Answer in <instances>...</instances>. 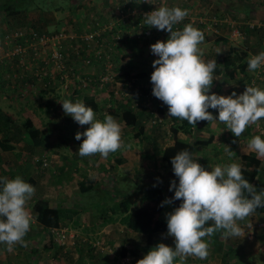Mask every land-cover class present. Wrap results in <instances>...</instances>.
Segmentation results:
<instances>
[{
  "label": "rangeland",
  "instance_id": "374dc122",
  "mask_svg": "<svg viewBox=\"0 0 264 264\" xmlns=\"http://www.w3.org/2000/svg\"><path fill=\"white\" fill-rule=\"evenodd\" d=\"M8 1L10 0H0V32L1 30L12 28L26 30L28 27L37 31L39 34H44L49 38V41L36 52L38 54L37 57L42 60L46 59L45 54L48 51L57 48L51 47L55 43V40L51 38L58 35L60 32L65 35L62 42L71 47H68V50L63 48L68 56L67 58H70L69 51L71 49H73L72 51L78 49L75 46V44H77L75 38H71V36L75 37L77 36L76 34L84 33L85 30L88 31L96 20L101 26L104 25V23H108L109 26L112 25L114 31L118 19H120V14H116L118 0H17L18 3H21L20 7H18L20 11L17 15L9 19L3 15V5L8 4ZM128 1L131 8L134 10L129 12L128 15V17H130L129 28L123 31H126L129 37L133 36L132 27L130 25L132 20L134 19L133 21L137 24L141 21L139 18L135 17L136 10L140 7H144L145 10V7L150 4L157 7L164 5L169 7L177 6L188 10V16L185 17L177 27L182 29L184 24L191 23L194 27L201 30L205 37L204 41L199 45L201 53H217L219 50L220 52L217 53V60L221 68L223 64L221 59L227 54L230 55V57L239 58L241 56L248 57L250 54L254 55L262 51L258 43H263L264 41V30L253 28L255 31H251L248 27H251V25L257 27L258 23L264 25V6L261 5V1L263 0H240L241 3L239 1L233 2L232 0H148V2L147 0H141L140 3H138L139 0ZM70 3H79V10L76 14L70 11ZM230 4V9L225 11L224 9H227ZM83 6L86 10H84ZM232 8L236 9L237 12L233 11ZM213 18L218 21L217 24H214ZM224 19L230 21L229 25H232L230 29L236 28L238 25L241 29V35L233 36L232 34L234 31L230 32ZM143 25L144 22L142 26ZM144 26L150 29L152 39H144V41L139 40L131 44H129V42L122 43L121 41L125 37V32L121 31L119 28L117 29V33L113 35L108 33V36H104L106 44L103 46L102 51L107 58L104 57L102 60L94 59L92 60L93 63H86L82 57L73 54L74 58L79 59L77 62H79L82 67H88L86 70L90 71V73H99L106 67L107 71L106 74H104L106 75V82L100 84V87L91 86L89 90L86 91L96 96L99 103V111L96 112L98 119H103V114L108 113L121 122L122 139L128 142V146H132V142L135 141L132 134L138 129L127 127L124 124L120 117L122 111L129 108L133 111H144L147 114L152 112L147 118L154 119L156 121L155 124L151 123L152 120L147 121L146 115L144 116L145 119L144 117L138 119L139 122L143 124V128L148 135V139L145 141L139 143L135 141L136 144H139L138 151L140 154L138 156L133 155L132 158L134 159L131 158L127 163L119 164L120 167H116L114 163L112 164L111 159L113 156L117 155V152L114 154L110 153L107 158H104L103 163L105 162V164H102V168L96 169V163L98 162L97 158L94 160L92 156H79L77 150L80 144L77 145L79 141L74 138L75 133L84 132L88 125H79L76 122L74 125L71 117L69 118L71 122L70 130H74V132L70 135V139H74L75 143L64 145L62 142H57L56 144L53 142L47 149L42 150L40 149L41 147H37L33 150L24 144L25 142L19 140L20 135L17 132L12 134L11 141L15 148L12 151H5L7 153H4L0 162V176L13 178L15 176L14 168L19 169L22 165L27 166V171L22 170L24 173L21 174L24 175L23 179H25L26 182L35 184V180H37L38 184L42 183L44 185V181L47 183L50 181L51 185H54V190L51 192V196L48 197L51 207H56L52 205L58 202V206L61 205L67 209H76L78 212L80 211V214L74 218L70 216L71 219L64 218L61 224L50 227L48 230L50 232L52 229L66 228V231L75 238L76 244L74 246H68L66 251H63L57 242L48 235V231L44 229L43 225L36 220L35 223L30 226V230L24 237L26 242L25 246L18 244L14 247L12 252H8L5 246L0 244V264H120L121 261L124 264H136V261L142 258L143 253L140 250L137 258L129 254L122 257L119 251L123 245L138 249L139 247H137V245L144 243L145 235L128 230L119 222V216L117 214H110L107 212L109 206L118 201V196H115L116 194L114 192L116 188L121 192L128 193L132 200L135 192L145 186L159 185L163 188H169L170 180H176L172 170L165 169L164 162H162L160 159L161 157H159L163 147L173 141L170 131L171 124L168 122L170 118L166 113H158V101L160 100L148 93V90L151 88L150 73L153 71L151 62L157 58L150 52L149 46L157 40H166L167 38L165 39L162 33L164 34L167 32L157 30L154 26ZM137 30L139 31V28H137ZM26 31H28V29ZM167 34L169 35V33ZM9 47H11L10 43L0 39V57L1 54H3L2 51L4 49L5 52L8 51ZM87 49L89 50L88 52L92 50L91 46ZM31 51V49L30 51L26 50L25 54L6 58V60H8L7 63L19 64L21 66L27 65V67H25L26 72H32L34 74L38 72L37 69H39L40 64H30L28 56H30L29 53ZM64 58H66V56ZM233 58L231 59L234 65L230 66V69H233L237 62V60ZM49 65L47 69L50 79L46 81L37 80L36 83H38V86L36 87H34V85L30 87V85H27V82L19 83L17 86L7 83L6 85H0V110L11 115L18 128H20V123L25 117L29 115L40 127L46 126L48 121L47 112L38 113L34 111V107L37 106V103H42V99H44L45 103L48 102L46 99L47 94H40V92H38L39 88L46 90L53 88V90L56 89L59 91L60 97L51 96L49 100V102H51L53 99L58 101L65 99L61 95L66 97V93L69 92L72 85H74L73 79L67 76L65 71L61 72L55 69L53 64L49 63ZM1 68L2 67H0V69ZM79 71H81V69ZM2 72L3 71L0 70V79L4 80V77H7L8 74ZM223 74L225 75V73ZM60 76L63 78L61 79ZM226 78L228 82L220 86L225 92V96L233 92L229 91V89L234 84L233 81H231L232 85L229 86L230 79H228V77ZM127 85H130V88H127ZM86 91L80 89L77 94L79 95ZM128 91H132L135 96L125 95L124 93ZM235 92L240 94L239 90ZM110 109L116 111L112 113ZM114 113L118 115L115 116ZM159 120L161 122H158ZM2 125L3 122L0 121V127ZM198 125L199 123H196L195 127L193 126L191 134L187 135L182 132L177 133L176 138L180 135L181 137L178 139L182 141H195L196 151L194 156H196L197 162L207 169L208 165L213 166L215 163L218 164L219 162L212 160L208 161L206 155L211 158L212 150L219 149V146L223 147L226 145L227 140L225 138L229 134H227V129L223 127L219 121L208 122L201 120V125ZM198 127L199 129H197ZM257 129V135L264 134V119L259 121ZM252 130H255V127H249L251 133ZM57 136L58 133H55L51 134L49 138H54L59 141L58 138H55ZM247 136L251 138L253 135L247 133ZM0 137H3V135L0 134ZM81 139H84V137L81 136ZM55 140H50V142ZM26 148L32 149L33 152L31 151L28 155ZM207 151L209 152L207 153ZM70 152L74 153L75 157L72 165L69 164L70 157L64 155V153L68 154ZM54 153H56L59 160H57V157L53 159L49 157L51 154L54 155ZM35 154H42V156ZM130 155L129 157H131ZM150 155L152 157H149ZM34 156L45 158L46 166L38 165V161L33 163L37 167L35 168L36 170H33L34 174H31L33 180L28 181L29 177L31 178L29 175L32 171L30 172L31 167L24 164V162L30 159L28 162L32 163V160L35 158ZM55 159L57 162H55ZM116 168L119 169L118 172H116ZM45 174L47 177H44ZM86 174H96L101 181L95 190L81 194L75 187L74 180ZM263 178L260 179V184L258 183V191L264 188ZM63 183L68 186V188L65 189L66 193L61 192L62 190H59V187L56 186H63ZM34 195L36 194L34 193ZM32 197L34 198V196ZM32 197L28 201L27 206L34 215L32 204L35 203V201L31 204ZM100 209L103 210L102 214H96L95 211ZM171 209H164L158 215L157 219H166L165 213L170 212ZM104 213L107 214L104 215ZM241 227L244 229L243 237H235L236 239L233 237H225V239H223L224 236L218 235L220 232H215L211 238L205 237V239L208 240L209 247L211 245L220 246L221 244L233 246V253L238 259L232 257L231 262H238V264H264V254L262 255V253H260L264 252V249L259 245L262 243H255L252 232H247L243 226ZM166 232L167 231H160L153 234V236L158 240V243H164L170 247H174L173 237L167 236ZM50 239H52L54 243L50 244ZM87 240H93V242L97 241L99 247L94 246V249H89V244L84 242ZM243 241H245L246 244V251L245 244L243 245V249L239 250L240 244ZM83 249L88 251L84 252ZM185 264L228 263H225L222 257L215 251V248H212L209 249V254L206 259L200 260L194 256H189Z\"/></svg>",
  "mask_w": 264,
  "mask_h": 264
},
{
  "label": "clouds",
  "instance_id": "9594fccd",
  "mask_svg": "<svg viewBox=\"0 0 264 264\" xmlns=\"http://www.w3.org/2000/svg\"><path fill=\"white\" fill-rule=\"evenodd\" d=\"M187 16V9L167 5L156 6L143 16L144 25L169 33L166 40H157L149 46L157 57L151 62V94L167 106L169 117L186 120L194 127L201 120L223 122L233 136L240 137L246 127L259 126L264 119V87L253 82L245 85L240 94L233 91L225 96L211 92L213 81L219 80L214 76L217 62L202 58L199 45L204 41V33L191 23L184 24L182 29L174 27ZM259 26L264 27L258 23ZM257 27L248 28L255 31L253 28ZM236 28L241 31L238 25ZM246 63L250 72L264 69V51L250 54ZM60 103L65 115L79 125H88L84 132L74 136L78 141L84 137L77 150L79 156L98 153L107 158L126 147L122 124L112 115L104 113L103 119H98L94 110L79 99ZM209 109L216 110L215 118ZM247 148L264 157V134L252 136ZM225 151L229 156L233 154L226 145ZM170 164L176 177L169 182L168 190L173 195L160 206L179 201L178 206L165 213L166 235L173 237L174 247L157 243L136 264H185L189 256L204 260L209 254L205 237L211 238L215 232L225 237H243L244 229L238 221L251 216L257 208H264V188L257 191L242 176L240 163L208 165L206 170L192 152L184 149L171 157ZM34 193V186L20 175L0 176V244L8 252L18 244L26 245L24 237L36 221L27 206Z\"/></svg>",
  "mask_w": 264,
  "mask_h": 264
},
{
  "label": "trees",
  "instance_id": "16d2710c",
  "mask_svg": "<svg viewBox=\"0 0 264 264\" xmlns=\"http://www.w3.org/2000/svg\"><path fill=\"white\" fill-rule=\"evenodd\" d=\"M264 1V0H263ZM20 2L18 3L17 0H10L8 1V4L3 5V10L6 18H10L12 16L17 15V13L20 11ZM262 6H264V2L261 3ZM84 10L86 8L83 6ZM70 11L73 14H76V12L79 10V3H70L69 7ZM131 22V21H130ZM92 24V23H91ZM134 25L135 21H132L130 25ZM180 25V24H178ZM100 24L97 25L92 24L91 30L94 32V30H99ZM23 28V27H22ZM118 28H121L122 30H126L129 28V22L127 21L125 24H118ZM16 28L8 29V30H1L0 32V39L2 40L4 38V34L7 33V31L14 30ZM29 30L30 28H26V30ZM259 30H264L263 26L257 27ZM125 32V37L121 41L123 42H129V44L134 43L135 41H144L152 39V34L150 37H145L144 32L138 34L137 33V26L135 25L134 28H132L133 36L129 37L128 34ZM108 33H103V37L107 36ZM164 35L165 39L168 37L167 33H162ZM96 40L99 39L98 37H94ZM20 41V39H18ZM99 41V40H98ZM78 46H79V54L81 56L88 55V57L91 60H94L93 52H88L87 49L90 45H87L82 39H78ZM96 48L99 50V47L96 46ZM69 57L65 60L66 65V72L68 73V76L73 79L72 87L70 88L69 92L71 93V96L78 95L77 93L80 91L82 84V81L86 83L87 79L90 78L93 74V72L90 73V71H87V66L82 67L79 62H77L79 59L74 58V55L69 53ZM104 57V54L100 52V57L97 60H102ZM218 54L217 53H202V58L205 61L215 59L216 62ZM5 61V60H4ZM0 63V67L3 68V72H6L8 74L7 77H4L5 83L7 84H14L17 86L19 83H24L25 81L34 82L36 81V76H33L32 72H26V69L19 65V64H9L5 61ZM223 62L222 68L220 63L217 62V66L214 70V76L219 77L220 74L225 73V75L231 73V69L229 68L232 63H230V57H223L221 59ZM74 62V63H72ZM76 64V65H75ZM239 66V63H238ZM242 65H240V68ZM5 68V69H4ZM25 69V70H24ZM81 69V71H79ZM2 72V73H3ZM72 73L78 74V78H75ZM50 79L48 76L44 78V81ZM81 81H80V80ZM215 81V80H214ZM213 81V82H214ZM4 83V80H2L1 84ZM70 87V85H69ZM84 89V87L82 88ZM46 90V89H45ZM85 91V90H83ZM88 91V90H87ZM83 92L82 94H79L80 100H82L87 106H90L94 112L96 113L99 111V103L96 99V96L94 94ZM47 93V92H42ZM214 118L217 115L215 109H209ZM110 111L113 113L114 109H110ZM164 112L168 115L167 106L162 102L158 101V113L164 114ZM115 116H117V113H114ZM142 115H147L144 111H133L128 109H124L120 115L121 119L123 120L124 124L129 127H135L138 128V133L136 132L138 142H142L143 139H148V135L143 129V124L138 121V118ZM68 116V115H67ZM169 117V116H168ZM70 118V116H69ZM169 122H171L170 131L172 133V136H174L173 143L170 145L165 146L161 151V159L165 163V165L168 168H172L170 164L171 157L177 153L180 150L187 149L188 151L192 152L193 155L196 151V144L195 141H182L176 138V134L178 131L182 132L183 134H191V130L193 129V125L189 124L186 120H180L177 117H169ZM0 121L3 122V125L0 127V133L3 135V137L0 139V152L5 151H12L14 150V145L11 143L12 134L15 132L19 133L21 132L22 137L24 138V144L29 146L30 148H37L40 146H43L45 144L44 142V136L42 131L34 126L30 118H26L20 123V128H18L15 125V122L13 121L11 115L4 113L0 110ZM199 123V122H198ZM25 136H24V135ZM21 137V138H22ZM136 138V139H137ZM31 149V150H32ZM149 157H152L151 155ZM241 161V172L242 176L245 179H248L249 183L252 184L256 190L259 189V182L260 179L264 177V169L260 166V160L255 157L254 154L248 153L243 154L240 157ZM211 160V158H210ZM121 161V160H120ZM38 164L41 165V161H38ZM30 180V179H29ZM264 180V178H263ZM97 180L89 177H84L79 183L78 188L79 192L81 194L89 193L92 191V189L97 185ZM259 183V184H258ZM169 188H163L161 186L155 185H148L140 190L135 192L134 198L131 200L130 195L129 196H123L118 202L113 203L109 208L111 211V214H117L119 216V222L124 225L126 228L142 233L145 235L144 243L138 244L136 248L127 247L123 245L119 251L120 256L125 257L126 255H131L134 258L138 257L139 250L142 251V253H146L150 247H153L158 243V240L154 238L153 234L157 232H164L167 231L166 229V219H157L158 215L164 210L178 206L179 201H174L172 204H166L163 207H161V202L165 200V198H170L173 195L172 191L168 190ZM115 194H119L118 189L116 188L114 190ZM34 211V216L36 217V220L43 225L44 229L46 231L49 230L50 227H55L61 224L63 222L62 220L65 219H71L75 216H78L80 214V211L73 209V208H65L61 205L56 207H51L48 200L44 198H39L35 200V203H33L32 207ZM171 209V211H172ZM108 210V211H109ZM108 213V212H107ZM107 213H104L106 215ZM254 213H264V208H257L256 212ZM71 214L70 216H68ZM49 235V231H48ZM50 244L54 243L52 239H50ZM48 248V247H47ZM215 251L219 254V256L222 257V259L225 261V263L228 264H238L235 262H231V258L237 256L233 253L232 246H228L227 249L221 248V245L214 246ZM50 249V248H48ZM229 252H228V251Z\"/></svg>",
  "mask_w": 264,
  "mask_h": 264
},
{
  "label": "crops",
  "instance_id": "0c3cea01",
  "mask_svg": "<svg viewBox=\"0 0 264 264\" xmlns=\"http://www.w3.org/2000/svg\"><path fill=\"white\" fill-rule=\"evenodd\" d=\"M233 2L234 1H239L240 2V0H232ZM261 2H264V1H261ZM241 3V2H240ZM232 4V3H231ZM231 4L229 5V7L227 8V9H224L225 11L226 10H228V9H230V6H231ZM232 10L233 11H235V12H237L236 11V9H234V8H232ZM226 15H228V14H226ZM227 27H229V26H227ZM230 28V27H229ZM252 31V30H251ZM258 45H260V47L262 48V51L264 50V41H263V43H261V42H259L258 43ZM231 51V50H230ZM214 53H216V52H214ZM230 57V55H225V57ZM231 58H233V57H230V63H232V65H234V63H233V61H232V59ZM243 58H244V60H243ZM246 58L247 57H243V56H241V57H239V58H236V57H234L233 59H235V60H237V62L235 63V67L233 68V69H231V73H229V74H227V76L226 75H224V74H220L219 75V77H217L219 80H215L214 82H213V84H212V86H211V88H210V91L211 92H215V93H217V94H220V95H224V91H223V89H221V84H225V83H227L228 81L226 80L227 78L226 77H228V79H230L229 80V82L231 83V81H233V85H232V83L230 84L229 83V86H231L230 87V89H229V91H238L239 90V92L240 93H242L243 91H244V89H245V85H252L253 84V82L255 83V85H258V86H261V87H264V69H261V70H259L258 72H250V71H248L247 70V63H246ZM29 60V59H28ZM8 60H6V62H7ZM218 62V61H217ZM4 63H5V61H4ZM219 63V62H218ZM238 63H239V66H238ZM37 64H39V62L37 61ZM220 65V64H219ZM231 65V66H232ZM240 65H242V67L240 68ZM230 68V67H229ZM5 69V68H4ZM1 71H3V68H1L0 69ZM3 80V79H2ZM2 80L0 79V85H2L1 84V82H2ZM243 81V82H242ZM6 81H5V79H4V83H5ZM25 82H27L28 84L27 85H30V87L31 86H33L34 85V87H36V86H38V83H36V81H32V82H29L28 80L27 81H25ZM24 82V83H25ZM4 85H6V83L4 84ZM21 86V85H20ZM50 90H53V88L52 89H49V90H45V89H42V88H39V91L38 92H40V94L42 93V92H47V93H43V94H47L46 95V99L48 100V102H44V99H42L43 101H42V103H37L36 105V107H34V111L35 112H38V113H41V112H43V113H45V112H47V115H48V121H47V124H46V126H43V127H40V125H38V124H36L35 123V121H34V119L29 115V116H27V117H25V119L26 118H30L31 119V121H32V123L34 124V126H36L37 128H39L41 131H42V133H43V136H44V142H45V144L43 145V146H40L41 148L40 149H42V150H44V149H47L48 147H49V145H52V143L54 142V144H56L57 142H62V143H64V145H68L69 143H75V141H74V139H70V135L74 132V130H70V120H69V116H67V115H65L64 114V112H63V110H62V106H61V103L60 102H62L63 100H65V99H69V100H73V101H75V100H77V99H80V96H78V95H74V96H71V93L70 92H67L66 94V97L64 96V95H61L63 98H65V99H63V100H61V101H58V100H55V99H53V100H51V102H49V100H50V98H51V96H56L57 98L58 97H60V93H59V91L58 90H53V91H50ZM152 112H150V113H148L147 115H146V119H147V121L149 120L147 117L149 116V114H151ZM165 113V112H164ZM145 115H142V116H140L138 119H141L142 117H144ZM144 119H145V117H144ZM263 120V119H262ZM139 121V120H138ZM169 122V121H168ZM22 123V122H21ZM219 123H221L222 124V126L223 127H225L226 128V125H225V123H223V122H219ZM73 124L75 125V121L73 120ZM169 124H172L171 122H169ZM202 124H203V122H202ZM199 125H201V121H199ZM198 125V126H199ZM127 127H129V126H127ZM249 127H255V130H252V133H251V131H249ZM79 128H80V126H79ZM86 128H87V126H86ZM130 128H135V127H130ZM138 129V128H137ZM144 129V128H143ZM197 129H199V127L197 128ZM257 131H258V129H257V125L255 126V124H252V125H249L248 127H246V129H245V131L241 134V136L240 137H235V136H233V134L231 133V131L230 130H228L227 129V134H229L228 136H226V140H227V142H226V146H228L229 147V149H230V151H232L233 152V154L231 155V156H229V154L225 151V145L223 146V147H221V146H219V149H214V150H212V153H211V160L212 161H218L219 163L218 164H220V163H230V162H237V163H240L241 164V159H240V157H241V155H243V154H248V153H252V154H254L255 155V157L257 158V159H259L260 160V166L264 169V157H258L257 155H256V153L254 152V151H250L248 148H247V142H248V140L250 139L248 136H247V133L249 134V135H253V136H255V135H257ZM136 132L138 133V130H136V131H134L133 132V139L137 142V143H139L138 141V138H137V135H136ZM55 133H58V136L57 137H55V138H58V140L59 141H57V140H55L54 138H49V136L51 135V134H55ZM178 133H181V132H178ZM1 134V133H0ZM19 135H20V137H19V140L20 141H22V142H24V138L22 137V135H21V132H19L18 133ZM24 135V134H23ZM57 135V134H56ZM261 135V134H260ZM25 136V135H24ZM22 137V138H21ZM173 137V139H174V136H172ZM181 136L180 135H178V138H180ZM2 137H0V139H1ZM21 138V139H20ZM137 138V139H136ZM177 138V139H178ZM50 140H55V141H52V142H50ZM69 140H71V141H69ZM83 139H81L80 141H79V143H77V145H79L80 143H81V141H82ZM145 140H147V139H143V141H145ZM180 140V139H179ZM135 141H133L132 142V146H128V142H126V140L124 141V144L126 145V147L125 148H123V149H121V150H118V151H116L117 152V155L116 156H113L112 157V164L114 163L115 165H116V167H120L119 166V164H125V163H127L128 161H130V159L133 157V155H139L140 154V152L138 151V149H139V144H136V142ZM11 143H12V141H11ZM173 143V141L170 143V144H172ZM170 144H168V145H170ZM76 145V146H77ZM167 146V145H166ZM164 148V147H163ZM36 149V148H35ZM33 150H34V148H33ZM33 150H31V149H28V148H26V151H27V153H28V155H29V153H31V151L33 152ZM131 151V152H130ZM209 151H207V153H208ZM4 153H7V152H0V162H1V159H2V157L4 156ZM114 154V153H113ZM130 154H132V155H130ZM35 155H38V156H42V154H35ZM64 155L66 156V157H70V162H69V164L70 165H72V163H73V159H75V157H74V153H72V152H70V153H68V154H66V153H64ZM129 155L131 156V157H129ZM44 156V155H43ZM93 158H94V160L97 158V160H98V162L96 163V169H100V168H102V164H105V162L103 163V160H104V158H102L98 153L97 154H94V155H91ZM207 156V160L209 161L210 160V157L208 156V155H206ZM220 156V157H219ZM35 158L32 160V163L31 162H28L30 159H27V160H25V162H24V164H26V165H29L30 167H31V170H30V175L29 176H31V174L33 173V170L37 167V166H35L33 163H35V162H37V161H35L37 158H41V157H36V156H34ZM49 157H51L52 159L54 158V157H57V160H59L58 159V156L56 155V153H54V155H52L51 154V156H49ZM159 157H161V154H160V156ZM132 159H134V158H132ZM161 159V158H160ZM121 160V161H120ZM161 161H162V159H161ZM55 162H57L56 161V159H55ZM163 162V161H162ZM38 164V163H37ZM215 164H217V163H215ZM39 165V164H38ZM68 166V165H67ZM94 167H95V165H94ZM19 168V167H18ZM26 168H27V166H20V168L19 169H17V168H14L13 170L15 171V176L16 175H20L22 178H23V176L24 175H21V174H23L24 172H22V170H26ZM164 168L165 169H169V170H172V168H168L166 165H165V163H164ZM105 169V168H104ZM36 170V169H35ZM207 170V169H206ZM27 171V170H26ZM119 171V169L118 168H116V172H118ZM34 174V173H33ZM44 176V175H43ZM44 177H47V175L45 174V176ZM84 177H89V178H93V179H95V180H97V185L92 189V191L93 190H95L96 188H97V186L99 185V182L101 181V180H99V178H98V175H96V174H93V175H89V174H86V175H82V176H80V177H78L77 179H75L74 180V185H75V187L77 188V190H78V192H79V188H78V183L84 178ZM42 178V177H41ZM30 179V180H29ZM29 179H28V181H31V180H33V178H32V176H31V178L29 177ZM71 182H72V180H71ZM73 184V183H72ZM31 185H33L34 186V188H35V194L36 195H33L34 196V198L32 199V201H31V204L35 201V200H37V199H39V198H44V199H47L48 200V197H50L51 195V192L54 190L53 189V186L54 185H51V182L49 181L48 183L47 182H45L44 181V185L42 184V183H40V184H38V181L37 180H35V184H32L31 183ZM63 186H61V185H56L57 187H59V190H62L61 192H63V193H66V191H65V189L66 188H68V186H66L67 184H62ZM118 191H119V194H118V192H117V194L115 195V196H118V201L121 199V197H123V196H129L128 195V193H125V192H121L119 189H118ZM59 196H61V195H59ZM58 196V197H59ZM118 201H116V202H118ZM48 202H49V204H50V201L48 200ZM33 205V204H32ZM113 205V204H112ZM52 206H58V202H56L54 205H52ZM94 206V205H93ZM88 207V206H87ZM86 207V208H87ZM110 207V206H109ZM110 208H108V210H109ZM84 210H86V209H84ZM96 210V209H95ZM100 211V212H99ZM102 209H100V210H98V211H95L96 212V214H98L99 213V215H101L102 214ZM111 211L109 210L108 211V213H110ZM111 214V213H110ZM71 214H69L68 216H70ZM238 223L240 224V226H243L245 229H246V231L247 232H249V231H251L252 232V234H253V240L255 241V243H257V244H259L258 242H261L262 244H259V245H261V247H263V249H264V213H253L251 216H249V217H247L246 219H244V220H242V221H238ZM128 229V228H127ZM128 230H130V229H128ZM130 231H132V230H130ZM133 232V231H132ZM49 235H50V232H49ZM218 235H220V236H222L221 235V232H220V234H218ZM220 238H222V237H220ZM233 238H235V237H233ZM223 239H225V236L223 237ZM236 239V238H235ZM235 239H234V241H235ZM86 240V239H85ZM84 242H86V243H88L89 244V249H94V246L95 247H99L98 245H99V243H97V244H95L96 242H93V240H87V241H84ZM223 242H224V240H223ZM245 244V241H243L241 244H240V249L239 250H242L243 249V245ZM59 245V244H58ZM60 246V245H59ZM229 245H227V246H225V244H221V248L222 247H225V248H222V250L224 249H227V247H228ZM61 248H62V250L63 251H66V249L68 248V247H66V246H60ZM230 247V246H229ZM75 248V247H74ZM212 248H214V246H210L209 247V249H212ZM232 248H233V246H232ZM84 250V249H83ZM247 249H246V244H245V251H246ZM86 251H88V250H84V252H86ZM90 251H92V250H90ZM94 251V250H93ZM81 252H82V250H81ZM96 252V251H95ZM260 253H262V255L264 254V252H260ZM260 253H258V254H260ZM109 255V254H108ZM81 256V255H80ZM79 256V257H80ZM106 262V261H105Z\"/></svg>",
  "mask_w": 264,
  "mask_h": 264
},
{
  "label": "built area",
  "instance_id": "2783aa9c",
  "mask_svg": "<svg viewBox=\"0 0 264 264\" xmlns=\"http://www.w3.org/2000/svg\"><path fill=\"white\" fill-rule=\"evenodd\" d=\"M145 8L146 9L144 10V7H140L139 9L136 10L137 12H136L135 17L139 18L141 21H139V22L137 21L138 24L137 23H135L134 25L131 24V27L134 28L136 25L137 28H139V31L137 30L138 34L144 32L145 37H150V35H151L150 29L148 27H145L144 25L142 26V24L144 22L143 16L146 13L153 11L156 8V6H152L150 4L149 6H146ZM133 10L134 9L131 8V5H130L128 0L118 1V5L116 6V14L117 15L120 14V19H118V22L115 26L114 31H113L112 25L109 26L108 23H104V25L101 26V24L97 20L94 21L95 25H97L98 23L100 24V27L98 28L99 30H94V32H93L91 29H89L88 31L85 30L84 33L76 34L77 36H75V37L71 36V38H75V41L77 42V44H75V46L78 48V49H76V51H72L73 49H71L70 50L71 54H75V55H78V57H82L86 63H90V62L93 63V61L88 57V55L81 56V54H79L80 49L78 46V39H82L85 43H87V45L91 46V49H92L91 52H93V57L95 58V60L99 59L100 52H102L104 54V57L107 58L105 53L102 51L103 46L106 44L104 37H103V33H111V35L117 33L118 24L119 23L125 24L127 21L129 22L130 17H128V15H129V12H131ZM131 14H133V13H131ZM213 22L216 24L218 21L213 18ZM224 22L227 23L228 25L230 24V21H227V19H224ZM179 24H181V22ZM229 26L232 27V25H229ZM174 27L178 28L177 25ZM119 29L121 31H123L121 28H119ZM112 31H113V33H112ZM231 31H234L232 34L233 36H240L241 35V31L239 30V28H232ZM98 36H99V39H98L99 41L94 38V37H98ZM64 38H65V35H63L61 32L58 35L52 37L51 39L55 40V43L51 47H57V48L53 49L52 51H48L45 54L46 59L42 60V59H39L37 57L38 54L36 52L38 49H41L45 44L48 43L49 38L47 36H45L44 34H39L37 31H35L33 29H29L28 31H26L24 29H14V30L7 31V33L4 34V38L2 40L10 43L11 47H9V50L6 52H5V49L2 51L3 54H1L0 63H2L4 60L6 61V58H9L11 56L25 54L26 50L30 51V49H31L32 51L29 53L30 56H28L30 59V61H29L30 64L31 65L35 64V63H37V61L40 64L39 69H37L38 72L33 74V76H36L37 80H44V78L46 76L49 77V72L47 69V67L50 66L49 63L53 64L55 69H57L61 72H63V71L66 72L67 69H66V65L64 63H65V60L67 59L68 56H67L66 52L63 50V48L68 50L71 47L69 45H65L62 42V40H64ZM18 39H20V41ZM96 46L99 47V50L96 48ZM0 51H1V49H0ZM70 51H69V53H70ZM65 56H66V58H64ZM20 64H22V63H20ZM23 67L25 68V67H27V65H25ZM106 71H107V69L105 67L99 73L94 72L92 74V76L87 79L86 83L84 81H82V84L80 85L81 90H85V91L89 90V88L91 86H99L100 87V84L106 82V75H104V74H106ZM66 74L68 76L67 72H66ZM72 75L75 78H78V74L72 73ZM60 78L62 79L63 77L60 76ZM83 87H84V89H82ZM127 88H130V85H127ZM148 93H150V95H151V88L148 90ZM124 94L128 95V96L129 95L135 96L132 91L125 92ZM149 120H152L151 123H153V124H155V122H156L154 119H149ZM158 122H161V121L159 120ZM41 160H42V164L45 166L46 165V159L43 158ZM50 236L60 246L68 247L71 245L74 246L76 244L74 236L72 234H70L69 232H67L66 228L52 229L50 231ZM97 243L98 242H96L95 244H97ZM120 264H124V263L121 261Z\"/></svg>",
  "mask_w": 264,
  "mask_h": 264
}]
</instances>
